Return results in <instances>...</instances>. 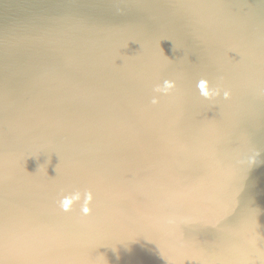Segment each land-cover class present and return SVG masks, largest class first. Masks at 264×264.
I'll return each instance as SVG.
<instances>
[{
  "label": "water",
  "instance_id": "obj_1",
  "mask_svg": "<svg viewBox=\"0 0 264 264\" xmlns=\"http://www.w3.org/2000/svg\"><path fill=\"white\" fill-rule=\"evenodd\" d=\"M0 264H264V0H0Z\"/></svg>",
  "mask_w": 264,
  "mask_h": 264
},
{
  "label": "clouds",
  "instance_id": "obj_2",
  "mask_svg": "<svg viewBox=\"0 0 264 264\" xmlns=\"http://www.w3.org/2000/svg\"><path fill=\"white\" fill-rule=\"evenodd\" d=\"M175 87V82L172 80H164L162 84L156 85L154 91L156 93L168 94ZM197 87L200 90L202 96L206 98H211L213 96H218L220 94L218 89L211 88L207 80L199 81ZM229 93L224 92V97L227 98ZM152 103H158V98L153 97ZM81 200V193L76 192L69 196H64L58 203L61 209L64 211L71 210L73 204ZM93 200V195L91 192H88L84 195L82 213L84 215H89L91 213L90 202Z\"/></svg>",
  "mask_w": 264,
  "mask_h": 264
}]
</instances>
